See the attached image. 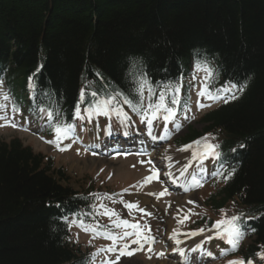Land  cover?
<instances>
[{
	"label": "trees",
	"instance_id": "16d2710c",
	"mask_svg": "<svg viewBox=\"0 0 264 264\" xmlns=\"http://www.w3.org/2000/svg\"><path fill=\"white\" fill-rule=\"evenodd\" d=\"M205 56L247 87L182 140L213 136L232 160L213 202L243 213L251 255L264 245V0H0V76L16 105L31 83L36 100L69 110L81 90L127 94L141 73L176 81ZM51 165L0 137V264H83L58 214L85 198Z\"/></svg>",
	"mask_w": 264,
	"mask_h": 264
},
{
	"label": "snow or ice",
	"instance_id": "6c2138e0",
	"mask_svg": "<svg viewBox=\"0 0 264 264\" xmlns=\"http://www.w3.org/2000/svg\"><path fill=\"white\" fill-rule=\"evenodd\" d=\"M196 70L198 72L202 71L204 73L203 79L200 81L199 90L197 91V107L203 109L205 107H210L209 104L202 103L199 98H204L211 101H220L223 100L225 103L229 99H236V92H242L244 88L247 87L246 84H233L231 81H228L226 85L221 86L220 88L212 89L210 84L213 83L216 79L215 70L209 66L207 60L197 61ZM193 79H196L193 75ZM2 81H0V86H2ZM29 87L34 90L35 85L29 84ZM191 88V85H190ZM183 89V77H179L176 81H167L162 84H153L147 77L145 73H141L139 77L134 78V87H132L129 92L126 94L121 91H115L114 93L107 94L104 97H100L97 91H92L90 95L93 97V100L89 105L83 110L84 114L82 115L80 105L75 106L74 115L79 120H89L91 121L94 117L104 116L111 120L113 117L116 118L117 122L123 126L125 129L124 135H129L126 131L130 127V121L132 120L131 116L127 111L124 110V106H127L133 113H135L139 118L140 122L145 125L148 136L152 139H169L171 133L169 132L167 125L171 123L173 125L172 131H179L183 126L181 123H178V115H184V119H188L186 115L187 112L191 111V95L190 92L186 96H182ZM223 93H231L230 96H224ZM3 94V99L8 101L10 97L6 93ZM47 95V94H44ZM50 99V97H49ZM81 102L84 99V91L81 90L80 93ZM33 107L30 109L32 113H38L41 120L46 119L47 123L44 125L50 129L55 134L53 140H46V143L55 144L58 148L60 144L70 137L74 136L76 125L73 122H68L65 120L59 105L53 107L51 103L44 104L41 101L36 100L35 94H33ZM20 112L18 105L13 104L11 106L10 116L8 113V105L5 103H0V121L3 123L0 124V127L11 126L18 127L19 125L15 122L14 115ZM195 119V117H191ZM160 120L164 123L165 129L162 136L154 135V121ZM108 134L111 135V125H108ZM192 150V160L199 161L202 165L204 160L209 157L214 159L220 158V152L218 151L219 145L212 144L208 142L207 137H203L200 140H195L190 144L184 145L179 151ZM64 151V148L60 149ZM93 154H96L95 152ZM138 154L150 155L147 152H141ZM167 159L171 160V157ZM142 164L145 161H140ZM147 163L152 164L151 159ZM134 167V166H133ZM191 167V164H188L184 171H187V168ZM153 175L145 177L144 182L140 185L144 187L146 184L151 183L153 179L159 180V169H156L155 166L150 169ZM203 168L200 169V172L193 174L191 176V187L198 188L202 187V182L197 178L198 175L203 173ZM166 176H172V173H165ZM219 173H213L216 175ZM111 177H109L110 179ZM228 177H225L227 179ZM135 187V185L131 186ZM188 186L184 187V191H189ZM129 189H124L123 192L127 193ZM150 196H155L156 199H160L165 195H170L168 189L165 188L159 194L148 193ZM92 196L100 201L98 205H93V212L89 215L92 216V223H86L83 219H77L72 221V224H76L86 233H91L93 238L103 237L111 241V244L106 248H100L95 253L91 254V260L87 264H94L96 257L100 256L101 253H111L116 254L115 260H112L105 256L103 264H119L120 258L124 256H133L136 252L142 251L145 249V245H148V252H152L153 249L151 245L156 243V238L151 234V227L147 224H141L139 221L132 223L127 219H121L119 213L115 210L109 208L102 201L107 199L112 203H117V200L114 198L116 196L120 197L119 202L124 205L131 214L132 209H138L139 212L145 213L148 216H151V212H146L144 208L139 207V201L136 202H125L122 198L123 193H113V194H98L94 193ZM188 203H195V201H188ZM169 207L171 204L169 203ZM184 212L183 209H177L176 219L178 224H184V222L190 219L191 215H197L192 213L191 209L188 210L187 214L180 219V213ZM79 215V214H78ZM99 216H108L110 220L111 227L108 225L101 224L97 217ZM114 217V219H113ZM243 214L233 215L231 217L221 219L216 221L212 228L204 229L200 228L191 233H182L179 229L173 230L172 235L169 237L170 240L179 246L183 241L179 238L180 235H185L188 237L201 235L205 231L212 232L215 230V236L219 239L224 240L229 246L231 251H236L239 248L240 242L245 235L244 227L241 223ZM67 219V218H65ZM120 229L119 232L115 231ZM213 237L208 236L207 239L211 240ZM132 245H137L136 248H132ZM174 252H178L181 257L184 258V264H192L191 258L186 254L184 248H174ZM191 251H202V245L197 244L195 248ZM222 255L227 254V250H223ZM157 255L163 257L165 253L160 252ZM211 255V253H207ZM257 255L261 259H264V252H260ZM228 264H253L251 260L247 262L243 258L230 260Z\"/></svg>",
	"mask_w": 264,
	"mask_h": 264
},
{
	"label": "rangeland",
	"instance_id": "374dc122",
	"mask_svg": "<svg viewBox=\"0 0 264 264\" xmlns=\"http://www.w3.org/2000/svg\"><path fill=\"white\" fill-rule=\"evenodd\" d=\"M193 75H195L196 79L192 78V80L196 83V86H197V88L195 90V96H193V99L195 101V104H194L195 108L188 115L187 123L191 124L190 126H194V127H197V129H200L202 124L199 121V118H200L203 110L199 109L197 107V99H198L197 91L199 90L200 81L203 79L204 74H202L198 71H195L193 73ZM0 99H1L0 103H5L8 105V101H5L3 99V95H0ZM199 99L202 103L209 104L210 107H213L214 103L216 102V101L206 100L204 98H199ZM205 108H209V107H205ZM205 108H203V109H205ZM10 113L11 112L9 111V114ZM193 116L195 117V119H191V117H193ZM186 128L187 127L185 126V128H184L185 130L184 131L181 130L179 132L180 135H183L185 132H187ZM16 129H17L16 127H11V126L0 127V137L9 138V137H13V136L17 135L23 139V142L25 145H31L34 150H36V151L41 150L44 153L50 152L51 149L53 148V146L51 144H48V146H47L46 144L40 142V141L48 140L46 135H40L39 136L40 140H38V139H36L30 135H27L25 133L16 132ZM55 158H54L55 165L53 166V169L58 170V168L60 169L63 167L62 171L64 172V175L66 178L65 179L66 182H64V183L72 185L75 188H79L82 191H84L88 187L89 182L87 181V179L90 178V180H91V178L94 175L95 169L97 167L102 166V165H107V164H105V163H107L105 161L100 162L97 160H89L86 162L84 160H80V159L76 158L73 154H62L61 156H57ZM110 165L116 169V173H115L114 177H112L110 179L108 178L109 180H111L108 182V184L110 186L116 185L120 181H127L129 179L130 180L134 179L137 175L133 171L128 169V165L125 164L124 162H118V163L113 162V163H110ZM58 166H62V167H58ZM107 166H108L107 169L111 168L109 165H107ZM131 174H133V175L129 176ZM57 175L59 176V174H57ZM111 209L115 210V212H116V209L114 207ZM142 215H143L142 213H138V215L136 217L129 219V221L132 223L139 221L142 225L146 224L148 222V219L144 218ZM75 226H77V225H75ZM115 231L119 232L120 229H117ZM151 234L155 237V234L153 231H151ZM76 235L80 241H85L89 237L87 234H84L82 231H80L78 226L76 229ZM210 236H212L213 238L211 240H208L207 238L202 240L201 245H202L203 249H208V253L210 252L212 257L217 259L215 262L216 264H228V262L230 260L243 258L237 252H230V246L224 240L217 238L215 236V234L210 235ZM110 244H111V241H106L104 243L92 244V247H93L92 253H95L100 248H106ZM153 246H154V244L151 245V247L153 249L152 252L147 251V248L149 247L148 245L145 247L144 253H146L149 257H154L156 254H158V251H156ZM223 250H227L226 255L221 254ZM261 252H264V248L262 249ZM105 256H107L108 258H110L112 260H115V258H116V254L101 253L100 256L96 257L94 264H103V260H104ZM123 258L124 257L120 258L119 264L123 260ZM131 260L132 259L127 260V261L125 260L121 264H128L129 262L132 263L133 261H131ZM169 260L171 261V263L173 262L171 259H169ZM136 261H141L142 264H161L163 262V261L162 262H149V261L140 260V259H136L135 262ZM251 261L253 262V264H260L259 262H261V264H264V259H261L259 255L257 256L256 259H251Z\"/></svg>",
	"mask_w": 264,
	"mask_h": 264
},
{
	"label": "bare ground",
	"instance_id": "6f19581e",
	"mask_svg": "<svg viewBox=\"0 0 264 264\" xmlns=\"http://www.w3.org/2000/svg\"><path fill=\"white\" fill-rule=\"evenodd\" d=\"M90 75H87L86 77L88 78ZM54 107L56 106V105H58V104H52ZM59 108H60V110H62L63 108H62V106H60L59 105ZM58 216H59V220H61V221H71L73 218L71 217V214H70V212H68V211H66V210H61L60 212H59V214H58ZM65 218H67V219H65ZM191 259H193V260H199L197 257H195V256H193V258H191ZM135 260L136 259H133V260H131V261H133L132 263L131 262H129L128 264H142V262H140V261H136L135 262ZM161 264H174V263H171V262H168V261H163Z\"/></svg>",
	"mask_w": 264,
	"mask_h": 264
}]
</instances>
